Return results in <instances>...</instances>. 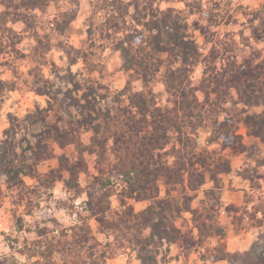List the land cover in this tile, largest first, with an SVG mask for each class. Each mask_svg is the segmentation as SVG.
Instances as JSON below:
<instances>
[{"label":"rangeland","instance_id":"374dc122","mask_svg":"<svg viewBox=\"0 0 264 264\" xmlns=\"http://www.w3.org/2000/svg\"><path fill=\"white\" fill-rule=\"evenodd\" d=\"M28 1L14 0L9 10L13 16H5L9 8L0 0V80L6 85L5 89L0 88V144L12 124L19 127L16 125L20 121V130L13 129L9 138L15 141L17 156L4 159L11 170L17 171L22 155L32 154L30 147L35 140L31 135L41 134L45 117L53 123L64 113L65 127L67 120L76 121L90 114V107L94 109L91 122L96 125L99 106H113L131 75L125 70L123 55L116 50V41L126 36L124 25L134 27L135 20L140 19L134 8L137 4L140 15L167 9L180 13L187 20V35L196 41L203 56L201 61L211 53L217 57L216 63L210 65L216 73L232 70L234 64L239 70L247 61H253V65L264 61V0H122L136 4L129 13L118 0H40L37 9L30 6L34 10L15 8V4L21 6ZM157 19L158 16L149 15L140 21L152 24ZM138 29L145 31L142 26ZM204 74L203 63L191 66L187 74L191 88L200 86ZM163 75L164 68L151 87L158 106L172 107L170 100L174 96L167 92ZM227 86L219 87L208 97L197 93L209 111L210 121L201 126L199 118H194L192 132L199 153L207 150L220 154L229 160L232 171L220 175L215 183L208 181L196 192L188 186L173 188V195L192 199L191 211L174 220L181 232L177 244H172L164 233L155 239L153 248L161 264H252L248 251L256 242L264 261V144L244 125L238 127L240 140L235 148L228 146L231 141L214 140L212 133L218 126L216 120L225 123L243 119L260 114L264 106L245 107L237 90L231 89V84ZM132 88L136 92L143 89L136 75ZM59 89L62 92L58 98L64 106L72 104L71 108L59 111L53 102ZM36 90L46 95H39ZM38 107L43 110L40 114L36 113ZM78 130L83 143L88 144L93 132ZM55 154L70 159L77 156L73 146L64 150L55 146ZM96 157L86 155L87 172L78 174L79 170L74 177L65 174L71 185L77 184L78 179L72 190L62 182L46 189L39 187L37 180L22 177L25 187L10 182L0 166V264H92L102 254L108 258L106 264H142L138 249L122 247L119 229L110 228L111 241L106 243L95 219L90 217L88 192L100 190L97 180L117 193L109 200L111 210L107 214L111 220L116 222L123 217L119 192L125 183L108 167L95 178ZM108 160L104 156L102 163L106 165ZM58 164L55 158L35 169L43 176ZM160 190V196L165 198L167 187L161 185ZM128 203L136 212L149 205L134 200ZM165 230L169 232L168 228ZM150 233V229L145 230L144 236ZM92 252L96 253L93 260ZM226 256L228 259H223Z\"/></svg>","mask_w":264,"mask_h":264},{"label":"trees","instance_id":"16d2710c","mask_svg":"<svg viewBox=\"0 0 264 264\" xmlns=\"http://www.w3.org/2000/svg\"><path fill=\"white\" fill-rule=\"evenodd\" d=\"M3 1L9 8L4 15L13 16L9 10L15 3L14 0L9 5L8 0ZM118 1L121 5L127 6L128 13L129 8L136 5L131 2L132 0L127 3ZM39 3L40 0H29L21 6L15 4V8L37 9ZM134 8L140 19L149 15L153 18L158 16L159 19L152 24L148 22L142 24L138 18L135 20L136 26L122 27L127 34L123 39L116 41V50L123 55L124 64L127 65L126 72H131L130 80L125 89L118 93V99L113 102L111 108L103 109L101 105L99 106L97 110L99 117L96 119L98 124L93 125L91 122L94 109L90 107L88 108L90 114H84L76 121L67 120L65 127H62L65 122L64 113L53 123L47 122L45 117L42 119L44 128L41 134L38 137L31 135L35 140L30 147L32 154L29 157L24 155L20 157L22 164L17 165L16 171L14 168L9 169L4 159L17 156L15 141L9 139L11 133L20 130V121L17 120L19 125L16 126L19 127L12 124L10 130H15L11 132L9 130L5 134V140L0 144V166L6 170L2 175L8 176L10 182L15 181L25 186L22 177H31L37 180L39 187L50 189L56 183L62 182L67 189L72 190L76 188V183L71 185V182H67L65 174L74 177L79 170L78 174L87 172L89 166L86 155L97 156L95 178L104 174L105 167H108L112 174L120 175L125 183L123 190L119 192L123 217L116 222L107 214L111 210L109 200L117 194L115 190L113 188L108 190V185L105 186L103 181L97 180L100 190L88 192L86 205L89 207L90 217L94 218L99 226V234L104 235L107 243L111 241L110 228L119 229L122 232V247L134 251L138 249V258L142 264H159L157 252L155 253L153 248L155 239L164 233L172 244H177L181 232L175 226L174 220L191 211L189 201L192 199L189 196L173 195L175 192L173 188L179 185L188 186L190 191L196 192L208 181L215 183L220 175H227L232 171L229 160L220 154L207 150L201 153L197 151V144L193 139L195 133L192 131L195 126L192 120L199 118L198 124L201 126L205 121H210L209 111L201 103L197 93L203 92L208 97L211 93H216L219 87H228L227 84H231V89L237 90L240 102L245 107L264 106V61L255 65L253 61H247L239 70L234 64L232 70H224L222 74L216 73V68H211L210 65L216 63L217 57H213L211 53L201 61L203 56L196 41L187 35V20L182 18L180 13L167 9L140 15L139 5ZM139 26L146 32L139 30ZM112 27L118 28L117 25ZM214 50L216 52V48ZM199 62L204 64L205 76L200 86L193 89L187 74L191 66L194 67ZM163 68L167 92L174 96L173 101L170 100L172 107L158 106L151 87ZM211 71L214 73L210 74ZM135 75L143 83V89L137 92L132 88ZM0 88H6L2 80ZM36 92L39 95H46L40 90ZM61 92L59 89L57 96L53 98L59 111L64 107H72V104L68 106L62 104L58 98ZM76 101L79 102L77 99ZM42 111L40 107L36 109V113L40 114ZM216 123L218 126L212 132L215 135L214 140L222 138L225 142L231 141L228 146L235 148L240 140L237 134L238 127L244 125L250 134L258 136L264 144V111L225 123L216 120ZM78 129L84 133L93 132L88 144L83 143ZM55 146L61 150L73 146L76 158L70 159L64 154L56 156ZM104 156L109 157L106 165L102 163ZM55 158L58 159V167L50 169L43 176L37 174L35 168L38 164ZM261 166L264 167V163ZM261 178L264 180V176ZM161 185L167 187L165 198L160 196ZM128 200L149 202V205L144 210L136 212ZM102 228L104 232L101 231ZM165 228H168L169 232ZM148 229L151 233L146 237L144 231ZM142 237H145L143 241ZM257 249L258 242L248 251L252 257L250 261L252 264H264ZM95 255V252L90 254L92 260ZM226 255L230 256L228 253ZM227 256L223 259H228ZM107 259L105 254H102L99 259L92 261V264H106Z\"/></svg>","mask_w":264,"mask_h":264}]
</instances>
